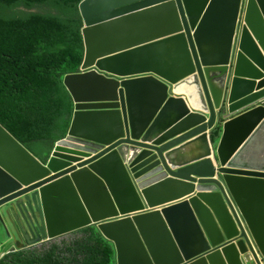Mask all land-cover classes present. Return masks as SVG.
Returning <instances> with one entry per match:
<instances>
[{
  "label": "water",
  "instance_id": "water-1",
  "mask_svg": "<svg viewBox=\"0 0 264 264\" xmlns=\"http://www.w3.org/2000/svg\"><path fill=\"white\" fill-rule=\"evenodd\" d=\"M78 9L66 137L43 162L0 124L9 253L95 227L115 264H261L241 220L264 259V0Z\"/></svg>",
  "mask_w": 264,
  "mask_h": 264
},
{
  "label": "trees",
  "instance_id": "trees-1",
  "mask_svg": "<svg viewBox=\"0 0 264 264\" xmlns=\"http://www.w3.org/2000/svg\"><path fill=\"white\" fill-rule=\"evenodd\" d=\"M81 1L0 0V123L43 162L72 121L63 79L84 59ZM0 264H114V250L88 227Z\"/></svg>",
  "mask_w": 264,
  "mask_h": 264
},
{
  "label": "clouds",
  "instance_id": "clouds-1",
  "mask_svg": "<svg viewBox=\"0 0 264 264\" xmlns=\"http://www.w3.org/2000/svg\"><path fill=\"white\" fill-rule=\"evenodd\" d=\"M244 16H245V9H240V11H239V16H238V22H237V31H239V29L242 27L241 26V24H240V22H242V20L244 19ZM84 60V59H83ZM83 63V62H82ZM82 65V64H81ZM81 69V66L79 67V69H78V71L77 72H81V71H79ZM77 72H75V73H77ZM71 74H73V73H71ZM67 75H69V74H67ZM66 77V76H65ZM64 77V78H65ZM63 84H64V79H63ZM65 86V85H64ZM66 88V87H65ZM68 91V90H67ZM69 93V92H68ZM184 95V94H183ZM74 113V112H73ZM73 117V116H72ZM1 124V123H0ZM2 125V124H1ZM4 127V126H3ZM5 128V127H4ZM6 129V128H5ZM7 130V129H6ZM11 134V133H10ZM221 134V130H218L215 134H214V136H213V142L214 143H216L217 144V138L219 137V135ZM13 136V135H12ZM14 137V136H13ZM66 137V136H65ZM15 138V137H14ZM16 139V138H15ZM17 140V139H16ZM57 143V142H56ZM22 144V143H21ZM23 145V144H22ZM56 145V144H55ZM24 146V145H23ZM25 147V146H24ZM55 147V146H54ZM54 149V148H53ZM53 151V150H52ZM51 151V152H52ZM51 152H50V154H51ZM49 154V155H50ZM38 158V157H37ZM229 200H230V202L232 203V201H231V199L229 198ZM241 219V218H240ZM241 222H242V225H243V227L245 228V231H246V233H247V235H248V238H249V240H250V242H251V245H252V247H253V249H254V251H255V253L257 254V256H258V258H259V261H260V263L261 264H264V259L262 258V256H261V254L259 253V251H258V249H257V247H256V245H255V243H254V241H253V239H252V237H251V235H250V233L248 232V230H247V227H246V225H245V223H244V221L243 220H241ZM80 232V231H79ZM77 233V232H76ZM73 234H75V233H73ZM73 234H71V235H69V236H66V237H73ZM66 237H64V238H66ZM64 238H62V239H57V240H55V241H52L53 243H56V242H61V241H63V240H65ZM11 240V239H10ZM12 242V241H11ZM52 242H48V243H52ZM48 243H44L43 245H45V244H48ZM12 244H13V242H12ZM111 244V243H110ZM43 245H41V246H38V247H32V248H27V249H24V250H29V249H34V248H40V247H42ZM14 247V244H13V246H12V248ZM11 248V249H12ZM11 249L6 253V254H8L10 251H11ZM20 251H22V250H20ZM17 252V251H16ZM12 253V252H11ZM5 254H3L1 257H0V259L4 256ZM115 264V263H114Z\"/></svg>",
  "mask_w": 264,
  "mask_h": 264
},
{
  "label": "crops",
  "instance_id": "crops-1",
  "mask_svg": "<svg viewBox=\"0 0 264 264\" xmlns=\"http://www.w3.org/2000/svg\"><path fill=\"white\" fill-rule=\"evenodd\" d=\"M1 245H8L9 248H7V250H1L2 247H0V257L4 254L3 251H8L12 248L13 244L11 242V240L6 236L5 231L3 230L2 225L0 224V246Z\"/></svg>",
  "mask_w": 264,
  "mask_h": 264
},
{
  "label": "rangeland",
  "instance_id": "rangeland-1",
  "mask_svg": "<svg viewBox=\"0 0 264 264\" xmlns=\"http://www.w3.org/2000/svg\"><path fill=\"white\" fill-rule=\"evenodd\" d=\"M66 238H68V237H66ZM66 238H64V239H66ZM69 238H71V237H69ZM0 247H2V249L1 250H7V248H9V246L8 245H1ZM9 251V250H8ZM8 251H3L4 252V254H6Z\"/></svg>",
  "mask_w": 264,
  "mask_h": 264
},
{
  "label": "bare ground",
  "instance_id": "bare-ground-1",
  "mask_svg": "<svg viewBox=\"0 0 264 264\" xmlns=\"http://www.w3.org/2000/svg\"><path fill=\"white\" fill-rule=\"evenodd\" d=\"M183 89H187L186 87H183Z\"/></svg>",
  "mask_w": 264,
  "mask_h": 264
}]
</instances>
